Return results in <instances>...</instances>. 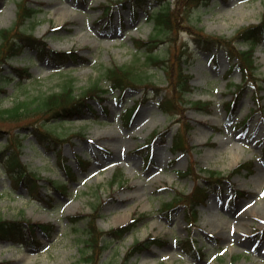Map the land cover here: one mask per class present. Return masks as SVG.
I'll use <instances>...</instances> for the list:
<instances>
[{
	"label": "rangeland",
	"instance_id": "1",
	"mask_svg": "<svg viewBox=\"0 0 264 264\" xmlns=\"http://www.w3.org/2000/svg\"><path fill=\"white\" fill-rule=\"evenodd\" d=\"M21 1L0 0V30L15 24L17 4ZM110 1L29 0L31 6H40L41 12L38 22L33 27L26 25V28L37 37H44L51 48L80 50L87 61L56 68L48 59H36L35 50L27 48L12 62L30 65L34 77L8 83L7 91L0 93V109L39 94L59 91L69 78L73 79L76 92H80L96 81L100 72L112 63H131L137 39L150 37L153 20L146 19L144 9L133 17L129 6H118L113 22L106 28L104 23L108 19L101 18L100 7ZM181 1L184 0H175L173 7L182 5ZM263 15L264 0H211L193 13L192 20L180 17L158 52L172 58L179 45L191 37L187 31L189 21L207 34L232 38L237 30L258 23ZM58 26L62 28L51 30ZM238 46L245 47L243 44ZM215 50L199 51L188 68L193 74L191 83L194 87L185 106L186 117L191 123L187 133L188 145L192 146L189 153L171 152L176 123L163 139L157 138L143 152L136 150L150 139L154 130L163 129L170 123L167 114L157 106L165 90L158 98L150 96L136 104L135 115L129 123L120 118L124 109L119 103L121 99L114 94H110L106 101L108 114L94 102L97 118L89 114L82 119L48 121L46 127L62 136V141L66 140L57 153L54 148L48 149L41 144L33 147L35 138L27 131L22 140L23 163L29 170L37 172L46 184L48 179L55 180L57 185L68 181L70 191L63 194L49 184L43 190L45 193L50 190L54 200H49L51 205L41 203L30 198L26 189L15 188L14 180L0 164V218L54 223L52 234L40 233L41 243L36 246L0 239V264H86L82 253L87 250L84 245L87 220L72 225L69 217L75 213H92L97 202L103 205L97 222L102 229L118 227L136 216L142 219L133 233L111 245L102 255L101 264H119L134 240L149 235H160L166 244L151 246L135 256L131 264H264V114L258 111L248 116L255 107L251 87L244 91L231 112L227 110L225 103L233 95L240 74L235 69L230 79L227 78L229 62L223 49ZM255 56L258 75L264 79V44L256 47ZM147 73L154 85H166L163 69H149ZM260 95L264 103V88ZM141 96L142 89H128L124 98L126 106L130 108ZM202 97L211 102L209 108L192 105L191 100ZM229 116L232 121L227 120ZM244 119L247 121L245 126H240L239 122ZM2 123L7 130L18 131L13 124L0 121V125ZM78 132H82V136L74 135ZM101 134L105 137L98 138ZM7 137L8 133L0 136V149ZM10 138L17 137L12 134ZM91 138L95 141L90 142ZM156 151L161 154L160 160L155 157ZM60 152L68 159L62 166L57 161ZM236 154L238 158L234 160ZM77 156L89 163L80 166ZM147 157L150 158L148 166ZM189 161L195 162L197 168L223 174H228L238 163H248L226 180L221 190L211 191L206 202L198 207L193 225H187L184 220L187 209L184 205L178 207L172 219L160 212L177 191L190 193L197 184L193 176L179 174ZM68 165L74 171L72 180L65 170ZM120 173L122 177L114 183ZM230 181L246 191L235 202H231ZM188 232L197 238L194 246L202 247L206 253L204 258L196 259L181 243Z\"/></svg>",
	"mask_w": 264,
	"mask_h": 264
},
{
	"label": "trees",
	"instance_id": "2",
	"mask_svg": "<svg viewBox=\"0 0 264 264\" xmlns=\"http://www.w3.org/2000/svg\"><path fill=\"white\" fill-rule=\"evenodd\" d=\"M128 0L113 1L111 5H103V18L112 19L114 15V5L126 4ZM133 7L138 5L145 6L149 1H156L157 7L154 9L151 18L155 23V31H162L168 34L174 23L180 17H187L192 20V15L202 5H206L210 0H184L182 5L172 7L171 0H129ZM180 1V0H178ZM39 8H34L29 5V0H23L19 4L18 20L15 25L9 29H2L1 36L3 37L0 44V92H4L6 82L10 80V75L4 74L5 64L9 63L15 56L21 54L27 47H36L39 50L40 56L49 55L55 62L63 63L68 59L77 60L78 54L73 52H61L50 50L46 46V42L34 36L32 31L25 27L29 22L33 25L36 23V16ZM150 17V15H149ZM187 31L192 37L182 42L178 51L174 52L173 57H164L156 52L155 44L152 41H157L155 38L150 40L138 41V48L145 52L139 53V56L133 60L131 64H116L107 67L101 77L105 78L109 84V88H104L100 84V79H97L90 86L76 94L72 78L64 81L60 91L51 92L48 94H40L29 100H20L14 105L0 109V120L10 124L16 123L23 129L29 125L32 127L30 133L34 135L38 143L44 145L51 141L54 143L59 139L55 137L52 131L45 129V124L52 119H69L74 116L81 117L82 113L91 107L89 100L94 97H101V94L120 88L124 91L128 87H135L136 84H144L147 82L146 72L149 68H162L165 71L168 84L172 86V97L167 98L164 109L170 112L171 115L182 114V107L188 99V92H192L189 82L190 73L186 71V66L193 62L197 49H212L214 46L226 47V53L232 60L235 57L239 58L240 68L243 70L245 79H251V76L256 75V65L254 64V47L264 37V17L259 24H252L239 29L235 35L236 40L243 41L248 44L247 49H239L232 40L225 37L211 35L205 33L196 23L189 21ZM192 45L194 47H192ZM143 57V58H142ZM142 58V61H141ZM141 61V63H138ZM12 74L16 77H24L25 69L22 66H12ZM11 78H13L11 76ZM257 81V80H256ZM253 84L256 82L251 81ZM169 85V86H170ZM108 86V85H107ZM201 102V101H200ZM179 108V109H178ZM44 119V120H43ZM43 120V122H41ZM25 127V128H26ZM188 127V126H187ZM5 130L0 127V135ZM6 131V130H5ZM10 132V130H7ZM17 137V146L6 144L7 150L0 152V160L8 173L15 178L16 186H25L30 195L40 201H45V196L41 193L42 184L35 173L28 171L20 160L19 149L23 133H15ZM12 150V151H11ZM216 175V172L210 173L211 178ZM213 181L206 180V183L200 181L191 194L178 193L174 197L173 203L169 204L164 210L166 214H172L176 210V205L184 203L191 211L197 204L203 202L207 197L208 189L212 188ZM102 202H97L93 206V213L87 215H75L70 218L73 225H76L82 218L87 220L84 238V245L87 250L82 253V259L87 264H101L100 257L103 251L108 248L117 239H122L125 234L136 227L137 218L132 219L128 224L103 230L97 225V219L100 216ZM195 213V211H194ZM53 228L52 223L41 221L27 220L24 218L6 219L0 218V238L12 240L23 244L39 243L38 231L49 233ZM158 242V239H149L146 241H137L129 249V252L120 264H130V258L143 248L149 247L150 244Z\"/></svg>",
	"mask_w": 264,
	"mask_h": 264
},
{
	"label": "bare ground",
	"instance_id": "3",
	"mask_svg": "<svg viewBox=\"0 0 264 264\" xmlns=\"http://www.w3.org/2000/svg\"><path fill=\"white\" fill-rule=\"evenodd\" d=\"M104 137H105V134H101V135L98 136V138H104ZM90 141L94 142L95 139L94 138H91ZM115 155L118 156V152H116ZM155 157L160 160L161 154H160L159 151H156L155 152ZM237 158H238V154L235 155L234 160H236ZM262 177H264V172L262 173Z\"/></svg>",
	"mask_w": 264,
	"mask_h": 264
}]
</instances>
